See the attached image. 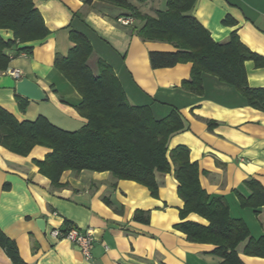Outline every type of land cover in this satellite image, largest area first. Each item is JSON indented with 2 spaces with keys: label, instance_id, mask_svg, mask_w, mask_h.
I'll return each instance as SVG.
<instances>
[{
  "label": "crops",
  "instance_id": "0c3cea01",
  "mask_svg": "<svg viewBox=\"0 0 264 264\" xmlns=\"http://www.w3.org/2000/svg\"><path fill=\"white\" fill-rule=\"evenodd\" d=\"M166 1L132 0L151 15L166 9ZM34 2L49 33L6 50L12 59L0 71V105L20 121L44 115L61 128L80 130L86 123L77 109L82 97L56 67L55 58L67 56L75 45L71 30L81 31L93 47L88 64L95 74L103 59L113 67L133 104L152 105L157 118L173 108L179 111L184 128L171 135L169 149L187 146L191 161L198 163L202 187L211 197L227 200L231 216L246 222L252 238L262 237L264 204L243 206L238 192L249 197L252 189L246 181L253 178L264 187V111L249 105L234 85L209 73L203 75V94L184 89L182 81L191 76V62L153 68L151 51L176 48L168 42L144 41L137 33L143 24L138 18L130 24L120 22L127 9L102 0L90 5L83 0ZM192 13L216 41H227L236 31L264 58V0H196ZM0 34L13 38L8 29H0ZM24 46H31V51L18 50ZM245 66L250 86L264 87V64L247 60ZM14 69L20 70V78L11 73ZM22 77L36 81L47 99L18 94ZM51 151L38 144L22 155L0 144V228L15 241L27 264H219L222 260L214 253V244L190 241L175 227L184 200L173 171L157 174V196L137 181L115 180L109 171L68 169L60 179L64 185L54 187L38 165ZM138 209L150 211L148 223L134 219ZM41 218L46 221L45 231L37 223ZM186 219L209 223L195 212ZM68 225L93 229L91 259L71 240L50 234L52 228ZM246 244L237 247L243 262L264 264V256L245 252ZM0 264H13L1 245Z\"/></svg>",
  "mask_w": 264,
  "mask_h": 264
},
{
  "label": "trees",
  "instance_id": "16d2710c",
  "mask_svg": "<svg viewBox=\"0 0 264 264\" xmlns=\"http://www.w3.org/2000/svg\"><path fill=\"white\" fill-rule=\"evenodd\" d=\"M83 1L90 5L95 0ZM102 1L127 9L128 13L122 17L132 18L133 22L135 18L143 21L137 33L144 41L168 42L176 48L175 51H151L153 68L191 62V76L182 81L184 89L203 94V75L209 73L234 85L249 105L264 111V87L250 86L245 66L247 60L261 66L264 58L244 44L236 31L227 41H216L192 13L196 0H167L166 9H158L156 15L142 12L132 0ZM0 29L13 32L11 39L0 34V71L6 70L12 59L7 49L43 39L49 33L34 0H0ZM71 37L75 45L67 56H56L55 65L81 95L77 109L86 118L85 125L80 130H66L44 115L33 121H20L0 105V144L22 155H28L38 144L51 148L38 165L54 187L64 185L60 179L68 169L109 171L115 180L137 181L157 196V174L173 171L179 181L178 193L184 200L181 221L175 227L188 240L214 244V253L222 258L219 264H245L237 250L244 241H247L246 253L264 256V235L252 238L246 222L231 216L227 200L223 196L211 197L202 187L199 166L191 161L189 148L180 145L169 149L171 135L184 128L179 111L173 108L169 115L157 118L152 105L133 104L108 62L100 59L99 73L92 71L88 59L93 47L88 37L76 29L71 30ZM30 47L18 50L31 51ZM25 106L23 102L22 109ZM246 184L252 194L245 197L238 192L241 204L263 205L264 187L260 182L253 178ZM105 201L112 203L109 198ZM191 212L203 216L209 223L187 220ZM134 219L148 223L150 211L138 209ZM0 245L13 264H27L15 241L1 228Z\"/></svg>",
  "mask_w": 264,
  "mask_h": 264
},
{
  "label": "built area",
  "instance_id": "2783aa9c",
  "mask_svg": "<svg viewBox=\"0 0 264 264\" xmlns=\"http://www.w3.org/2000/svg\"><path fill=\"white\" fill-rule=\"evenodd\" d=\"M119 21L124 24L133 23L132 18L120 17ZM11 73L17 78L21 77V72L19 69H14L11 71ZM50 234L56 238H67L71 240L79 246L85 258H92V249L95 241V235L92 228L82 230L76 226H72L66 230H63V228L54 227L51 229Z\"/></svg>",
  "mask_w": 264,
  "mask_h": 264
},
{
  "label": "water",
  "instance_id": "95a60500",
  "mask_svg": "<svg viewBox=\"0 0 264 264\" xmlns=\"http://www.w3.org/2000/svg\"><path fill=\"white\" fill-rule=\"evenodd\" d=\"M17 93L32 100L42 101L47 99L45 90L36 81L28 77H22L17 82ZM37 223L40 229L45 231V219H38Z\"/></svg>",
  "mask_w": 264,
  "mask_h": 264
},
{
  "label": "rangeland",
  "instance_id": "374dc122",
  "mask_svg": "<svg viewBox=\"0 0 264 264\" xmlns=\"http://www.w3.org/2000/svg\"><path fill=\"white\" fill-rule=\"evenodd\" d=\"M159 1H161V0H159Z\"/></svg>",
  "mask_w": 264,
  "mask_h": 264
}]
</instances>
